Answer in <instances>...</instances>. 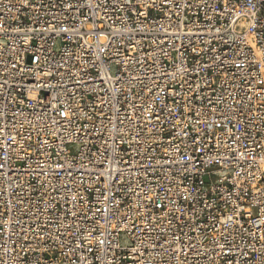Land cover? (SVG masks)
Here are the masks:
<instances>
[{
    "label": "built area",
    "instance_id": "2783aa9c",
    "mask_svg": "<svg viewBox=\"0 0 264 264\" xmlns=\"http://www.w3.org/2000/svg\"><path fill=\"white\" fill-rule=\"evenodd\" d=\"M0 264H264V0H0Z\"/></svg>",
    "mask_w": 264,
    "mask_h": 264
}]
</instances>
